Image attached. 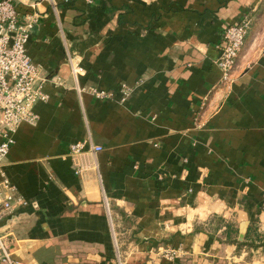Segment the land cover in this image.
Returning a JSON list of instances; mask_svg holds the SVG:
<instances>
[{
    "label": "crops",
    "instance_id": "crops-1",
    "mask_svg": "<svg viewBox=\"0 0 264 264\" xmlns=\"http://www.w3.org/2000/svg\"><path fill=\"white\" fill-rule=\"evenodd\" d=\"M13 4L38 15L25 48L48 97L3 162L28 202L0 221L13 258L264 264V0ZM242 15L223 83L217 47ZM88 139L101 151L71 156Z\"/></svg>",
    "mask_w": 264,
    "mask_h": 264
},
{
    "label": "built area",
    "instance_id": "built-area-1",
    "mask_svg": "<svg viewBox=\"0 0 264 264\" xmlns=\"http://www.w3.org/2000/svg\"><path fill=\"white\" fill-rule=\"evenodd\" d=\"M83 1L88 5L93 2V0ZM37 23L36 13L20 15L13 0H0V221L7 218L15 206L28 205L7 177L3 170V162L14 144V136L19 126L22 123L34 124L37 120L33 112L34 106L48 99L41 90L42 82L38 66L32 62L25 48ZM249 26V17L242 15L237 23L223 29L216 60L223 83L231 82V74ZM68 63L74 78L82 73V69L77 64H73L70 58ZM89 92L97 99L110 98L107 92L95 89H90ZM86 151L97 153L101 148L93 146L89 139L69 146L71 156H79ZM174 256V251L164 253V257L169 259ZM0 264H22L13 258L8 242L1 233Z\"/></svg>",
    "mask_w": 264,
    "mask_h": 264
}]
</instances>
